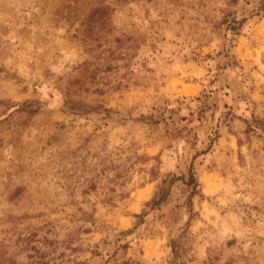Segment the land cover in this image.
I'll use <instances>...</instances> for the list:
<instances>
[{
    "label": "rangeland",
    "instance_id": "obj_1",
    "mask_svg": "<svg viewBox=\"0 0 264 264\" xmlns=\"http://www.w3.org/2000/svg\"><path fill=\"white\" fill-rule=\"evenodd\" d=\"M0 264H264V0H0Z\"/></svg>",
    "mask_w": 264,
    "mask_h": 264
},
{
    "label": "trees",
    "instance_id": "obj_2",
    "mask_svg": "<svg viewBox=\"0 0 264 264\" xmlns=\"http://www.w3.org/2000/svg\"><path fill=\"white\" fill-rule=\"evenodd\" d=\"M167 194H168V187L167 186L160 187L159 192L156 195H154V197H152L150 201H148V205H150V207H153L160 204L165 200Z\"/></svg>",
    "mask_w": 264,
    "mask_h": 264
}]
</instances>
